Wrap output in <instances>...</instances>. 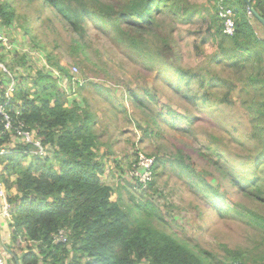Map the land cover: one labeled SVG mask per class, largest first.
Here are the masks:
<instances>
[{"label":"rangeland","instance_id":"374dc122","mask_svg":"<svg viewBox=\"0 0 264 264\" xmlns=\"http://www.w3.org/2000/svg\"><path fill=\"white\" fill-rule=\"evenodd\" d=\"M99 1L120 8L126 2ZM214 1L169 0L143 34L134 29L115 31L107 22L91 19L84 26L85 40L77 41L45 4L9 0L20 17L10 27L14 50L7 54L17 70H23V63L31 67L18 80L27 88L36 71L58 76L57 65L72 78L61 77L54 87L64 98L84 102L94 115L101 181L112 188L111 201L127 207L132 206L130 198L150 199L163 217L160 229L195 251L210 253L216 264L230 259V252L250 254V264L255 260L264 264L262 236L246 215L264 216V204L248 191L242 195L234 191L228 179L232 169L233 177L256 176L264 185V159H257L258 140L251 138L255 126L249 113L256 97L253 100L254 93L244 88L251 63L237 71L228 69L218 62L217 44L201 43L203 33L210 40L207 28ZM192 9L199 15L187 24L186 12ZM247 12L249 25L264 46V28ZM26 24L28 34L21 28ZM22 53L28 57L25 61ZM260 66L264 68V62ZM206 78L214 79V84L199 89L198 83ZM205 94L208 102L200 105L198 97ZM179 154L189 157L192 174L172 165ZM139 155L161 160L153 190L141 198L142 187L129 181ZM211 189L221 197L214 200L222 212L213 205L216 195Z\"/></svg>","mask_w":264,"mask_h":264},{"label":"trees","instance_id":"16d2710c","mask_svg":"<svg viewBox=\"0 0 264 264\" xmlns=\"http://www.w3.org/2000/svg\"><path fill=\"white\" fill-rule=\"evenodd\" d=\"M24 1L45 4L77 36V41H83L87 33L84 26L91 19L102 25L107 22L115 31L134 29V33L143 34L153 27L155 16L168 7L169 0H126L121 8L99 0ZM217 1L213 2L207 28L210 40H206L203 33L201 43L217 44L218 62H224L223 66L228 69L237 71L251 63L244 88L254 93L253 100L256 97L249 113L255 126L251 138L255 135L258 140L257 159H264V68L260 66L264 62V46L249 25L245 3L248 1L264 19V0H224V5L235 15V33L231 37L222 32ZM16 13L9 0L2 1L0 17L4 25L15 23L20 17ZM186 14L189 15L187 24L199 15L195 9ZM93 27L98 31L97 24ZM21 28L24 34L29 33V24ZM17 54L19 52H14L15 56ZM27 58L22 53V60ZM214 61L216 59L212 58L211 63ZM0 62L17 81L13 97L5 107L12 125L21 124L24 131L34 132L44 149L42 156L34 153L31 145L18 141L11 145L0 116V176L12 206L9 229L13 246L8 245L6 249L12 258L19 264H216L210 253L195 251L160 229L163 222L160 212L150 199L141 198L153 190L154 171L161 160L149 158L153 160L152 178L142 189L138 184L141 199L130 198L132 206L127 207L119 200H110L112 188L101 181L103 165L96 153L99 139L95 133V117L84 102L78 104L64 98L54 87V82L61 77L72 79L62 67L56 66L59 74L55 77L45 69L36 71L32 86L27 88L26 82L18 80L31 67L23 63V70H15L4 48H0ZM176 72L183 73L179 69ZM8 79L0 71V106L6 103L3 94ZM214 82L211 78L202 79L198 88L202 90L205 84ZM221 85L226 88L225 84ZM198 102L206 104L207 95L198 97ZM172 165L193 173L189 170V157L179 154ZM228 171L229 184L234 191L240 195L248 191L255 201L264 204V185L256 176L238 174L233 177L236 171ZM211 190L216 195L213 205L222 212L220 202L214 200L221 197ZM246 215H249L248 224L260 231L264 249V216L250 212ZM230 253V259L223 264H250L252 260L250 254ZM260 259L264 261V253ZM255 262L261 264V261Z\"/></svg>","mask_w":264,"mask_h":264},{"label":"built area","instance_id":"2783aa9c","mask_svg":"<svg viewBox=\"0 0 264 264\" xmlns=\"http://www.w3.org/2000/svg\"><path fill=\"white\" fill-rule=\"evenodd\" d=\"M216 6L218 11V17L222 21L223 34L229 37L233 36L235 33L234 12L226 5H224V0H218ZM0 48H4L5 53L11 51L12 49V45L8 37L1 31H0ZM15 70H17V68ZM0 71H3L6 74L7 78H9L7 81L8 84L3 94V98L6 101V103L4 106H0V116L2 117V121H3V131L9 134L8 136L11 145H13L16 141L22 144H28L34 148L33 150L40 151L39 154L42 155L44 153V149L40 144V141L36 139L34 132L24 131L23 130L24 128L21 124H18L15 127L12 125L10 116L5 111V107L6 104H8V102H10L11 98L13 97V94L16 89L17 81L11 75L12 72H7L5 70V65L4 63L1 62H0ZM152 162H153L152 159L139 155L129 172V181L131 182L133 181V183H135L136 186H138V184H141L142 188L146 187L147 182H149L152 178V173H151ZM0 173H1V167H0ZM9 197L10 194L5 190V187L3 185L0 176V264H14L12 262L11 254L6 249V246L9 245L8 241L10 235L6 232H3L7 239V243H5L4 236L1 233L3 226L6 225L9 226V224L11 223L12 206L8 201ZM60 240L64 241L62 236H60ZM16 262L17 264H19L18 261Z\"/></svg>","mask_w":264,"mask_h":264},{"label":"crops","instance_id":"0c3cea01","mask_svg":"<svg viewBox=\"0 0 264 264\" xmlns=\"http://www.w3.org/2000/svg\"><path fill=\"white\" fill-rule=\"evenodd\" d=\"M2 1V0H1ZM16 21V20H15ZM12 26H14V21L11 23V24H8V25H4V23H2V21H1V17H0V31L2 32V33H4L7 37H8V39H9V41H10V43H11V45L13 44V42H11V40H12V38H14V36H12V29L10 28V27H12ZM17 35V34H16ZM13 48V47H12ZM12 50H14V49H11V51ZM3 232H6V233H8L9 235H10V229H9V226H3V228H2V231H1V233H2V235L4 236V241H5V243H7V239H6V237H5V235H4V233ZM8 244L10 245V246H13L12 244H11V241H10V237H9V241H8ZM17 260L15 259V258H12V262L14 263V264H17V262H16Z\"/></svg>","mask_w":264,"mask_h":264},{"label":"water","instance_id":"95a60500","mask_svg":"<svg viewBox=\"0 0 264 264\" xmlns=\"http://www.w3.org/2000/svg\"><path fill=\"white\" fill-rule=\"evenodd\" d=\"M245 3L247 5L249 14H251L252 17L257 20V22L264 28V19L252 8L248 1H245Z\"/></svg>","mask_w":264,"mask_h":264}]
</instances>
